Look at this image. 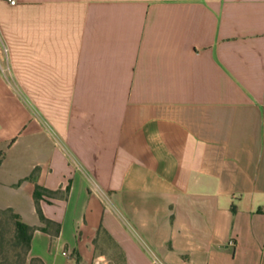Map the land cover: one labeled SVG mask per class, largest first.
I'll use <instances>...</instances> for the list:
<instances>
[{
	"label": "crops",
	"instance_id": "crops-1",
	"mask_svg": "<svg viewBox=\"0 0 264 264\" xmlns=\"http://www.w3.org/2000/svg\"><path fill=\"white\" fill-rule=\"evenodd\" d=\"M17 1L0 208L42 225L37 184L69 188L29 260L264 264V0Z\"/></svg>",
	"mask_w": 264,
	"mask_h": 264
},
{
	"label": "trees",
	"instance_id": "trees-1",
	"mask_svg": "<svg viewBox=\"0 0 264 264\" xmlns=\"http://www.w3.org/2000/svg\"><path fill=\"white\" fill-rule=\"evenodd\" d=\"M4 152H0V164L3 160ZM31 177H34L31 175ZM69 191V188L65 192H62L61 190L53 191L51 189H48L44 186H41L37 184L35 189V201L37 206V212L39 215L40 220L42 221V225H31L27 222H25L21 215L17 213L13 208H0V214L1 213H8L10 216V220L12 222L13 227V235L10 239V248L14 251V256L18 255L16 254V251L19 249H22V257H23V264H43L40 259H32L29 260V252L31 249V243L33 234L36 229H42L44 231H48L53 235H58L60 233L61 224L57 221H54L48 217H46L43 213L42 207H41V199L48 195V196H67V193ZM1 224V222H0ZM4 235L3 231L0 229V255H3V252L5 251V243H4ZM6 256V255H4ZM19 256V255H18ZM6 257L1 256L0 257V264H3L2 260H6Z\"/></svg>",
	"mask_w": 264,
	"mask_h": 264
},
{
	"label": "rangeland",
	"instance_id": "rangeland-1",
	"mask_svg": "<svg viewBox=\"0 0 264 264\" xmlns=\"http://www.w3.org/2000/svg\"><path fill=\"white\" fill-rule=\"evenodd\" d=\"M0 229L3 231L4 235V243H5V251L3 252V257H6V260H2L3 264H23V257H22V249H19L16 251V254L18 255H13L14 251L12 248H10V239L13 235V227H12V222L10 220V216L8 213H1L0 214ZM6 255V256H4ZM29 264V263H28Z\"/></svg>",
	"mask_w": 264,
	"mask_h": 264
},
{
	"label": "built area",
	"instance_id": "built-area-1",
	"mask_svg": "<svg viewBox=\"0 0 264 264\" xmlns=\"http://www.w3.org/2000/svg\"><path fill=\"white\" fill-rule=\"evenodd\" d=\"M8 1H9V3H11V4H16V3L18 2L17 0H8ZM3 52H4L5 55L8 56V54H9V49H8V47H7L6 45H4ZM93 264H103V263H102L99 259H95L94 262H93Z\"/></svg>",
	"mask_w": 264,
	"mask_h": 264
}]
</instances>
